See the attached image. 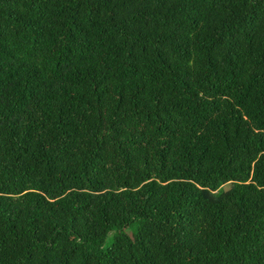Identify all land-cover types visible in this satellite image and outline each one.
Here are the masks:
<instances>
[{"label": "trees", "instance_id": "1", "mask_svg": "<svg viewBox=\"0 0 264 264\" xmlns=\"http://www.w3.org/2000/svg\"><path fill=\"white\" fill-rule=\"evenodd\" d=\"M0 264H264V0H0Z\"/></svg>", "mask_w": 264, "mask_h": 264}, {"label": "rangeland", "instance_id": "2", "mask_svg": "<svg viewBox=\"0 0 264 264\" xmlns=\"http://www.w3.org/2000/svg\"><path fill=\"white\" fill-rule=\"evenodd\" d=\"M110 237H111V233L108 235L106 243H108L110 241Z\"/></svg>", "mask_w": 264, "mask_h": 264}]
</instances>
